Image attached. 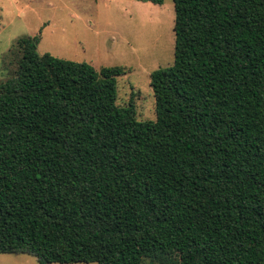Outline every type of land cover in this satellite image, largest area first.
<instances>
[{
    "label": "trees",
    "instance_id": "16d2710c",
    "mask_svg": "<svg viewBox=\"0 0 264 264\" xmlns=\"http://www.w3.org/2000/svg\"><path fill=\"white\" fill-rule=\"evenodd\" d=\"M172 1L154 121L117 104L124 68L15 42L0 82V255L264 264V0Z\"/></svg>",
    "mask_w": 264,
    "mask_h": 264
},
{
    "label": "rangeland",
    "instance_id": "374dc122",
    "mask_svg": "<svg viewBox=\"0 0 264 264\" xmlns=\"http://www.w3.org/2000/svg\"><path fill=\"white\" fill-rule=\"evenodd\" d=\"M172 0H0V82L14 76L15 42L39 36L37 52L99 71L120 66L117 104H134L139 121H154L150 74L174 59ZM0 264H38L27 255H0ZM82 264V263H77Z\"/></svg>",
    "mask_w": 264,
    "mask_h": 264
}]
</instances>
